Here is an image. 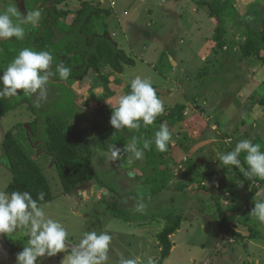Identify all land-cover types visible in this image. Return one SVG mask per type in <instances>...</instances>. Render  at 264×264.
<instances>
[{"label":"rangeland","instance_id":"374dc122","mask_svg":"<svg viewBox=\"0 0 264 264\" xmlns=\"http://www.w3.org/2000/svg\"><path fill=\"white\" fill-rule=\"evenodd\" d=\"M201 1L62 0L58 4L70 12V21L64 19L59 34L82 4L90 2L105 10L94 18V30L101 35L109 32L137 62L135 67L126 66L123 73L104 64L82 78H67L81 105L88 109L117 105L127 94L131 79L139 76L150 79L161 93L164 110L176 104L186 106L184 121L163 123L172 134L164 161L172 177L160 194L143 197L152 189L148 183L152 169L146 167L145 154L140 159L121 152L113 157L117 149L111 145L108 152L94 154L98 180L90 189L77 196L65 195L52 155L30 131L36 116L28 105L0 119V190L6 191L14 178L4 148L11 132L43 169L54 198L42 207L64 224L68 241L78 243L85 231L107 232L112 237L107 264H119L121 256L137 259L138 264H159L162 247L157 235L171 212L182 214L185 220L171 237L174 249L163 264H264V224L250 215L254 202L264 199V179L253 178L246 185L240 176H229L233 185L221 196L222 175L196 179L187 171L190 161L205 171L240 140L264 138V64L244 57L240 47L246 34L262 29L264 0H229L238 11L224 18L221 41L214 38L217 20ZM9 5L16 6L22 16L40 10L37 25H23L22 40H33L34 29L46 18L47 6L36 0H0V11ZM179 184H184L182 190ZM117 194L129 220L115 217L107 209V202L114 201ZM217 202L233 233L223 224ZM141 204L143 210L137 211ZM6 236L10 245L0 234V264H16L17 246V252L22 251L27 236L23 230ZM70 253L66 247L54 256L38 258V264H62Z\"/></svg>","mask_w":264,"mask_h":264},{"label":"trees","instance_id":"16d2710c","mask_svg":"<svg viewBox=\"0 0 264 264\" xmlns=\"http://www.w3.org/2000/svg\"><path fill=\"white\" fill-rule=\"evenodd\" d=\"M36 1L47 6L46 18L41 26L34 29L33 40H18L15 37L0 40V76L3 75V69L8 67L23 48L50 52L53 60L50 62L49 71L52 75L48 77V82L45 85L44 98H40L39 92L26 95L23 93V89H18L17 96L0 99V119L11 111L25 104L28 105L29 110L36 116L30 123V131L33 132L36 140L43 142L45 151L52 155L65 195L77 196L81 190H89L93 182L98 180L93 161L95 153L108 152L113 145L124 156L133 155L127 150L133 142H135V147L141 149L145 154L146 167L152 169V174L148 179L152 189L149 194L143 195V197L160 194L162 190L168 188L172 174L164 162L168 149L166 152L155 150L154 136L156 129L159 130L156 125L163 123L176 125L184 121L186 106L176 104L174 107L164 110V113L158 115L153 124L147 127L142 125L138 130L128 128L115 130L109 123L112 114L111 107L99 104L88 109L81 105L78 101L79 95L66 83L65 79L58 75L57 65L63 64L69 68L68 78L75 79L84 77L91 69L99 70L104 64H108L116 72L123 73L126 66L135 67L136 60L117 45L109 32L101 35L94 30V18L105 10L90 2H84L81 8L76 11L74 18H71V23L65 27V31L59 34L61 28H64V19L70 21V12L58 7L62 0ZM201 4L209 6L212 17L217 20L218 25L214 38L221 41L222 33L225 31L224 18L234 16L238 11L236 6L229 0L223 3L218 0H203ZM262 11L263 16L260 20L262 29L246 34V39L240 47L244 57L256 58L264 64V55L262 54L264 52V5ZM130 90L129 84L127 94ZM0 91H3L2 87H0ZM156 94L160 99L161 93L157 90ZM262 99L264 100V96ZM144 140L153 141L150 149H143ZM252 143L260 144L261 151H264L262 136L253 139ZM4 148L14 175L6 191L8 193L28 191L34 199L37 198L38 193L43 192L44 199L38 200L40 206L52 201L54 195L43 169L27 155L25 149L16 141L11 132L5 138ZM245 155L242 152L239 158L242 165L247 167L244 162ZM187 171L196 179L222 175L225 183L221 196H226L233 185L229 176L238 175L246 185L250 184V180L244 178L235 166L223 168L219 166V161L205 171L190 161ZM178 187L182 190L184 184H179ZM118 197L119 194L114 196V201L107 202V209L115 217L129 220L128 212L120 206ZM217 205L223 224L229 232L233 233L234 230L227 226L229 223H227L222 204L217 202ZM166 219V225L157 235L162 247L159 264H163L172 253L174 243L171 237L181 229L185 217L180 213L171 212L166 216ZM6 235L2 234L4 242L10 245ZM17 250L18 246L15 253H18Z\"/></svg>","mask_w":264,"mask_h":264},{"label":"clouds","instance_id":"9594fccd","mask_svg":"<svg viewBox=\"0 0 264 264\" xmlns=\"http://www.w3.org/2000/svg\"><path fill=\"white\" fill-rule=\"evenodd\" d=\"M41 16L39 9L21 15L17 7L9 5L0 11V40H8L12 37L22 40L25 35L23 25H37ZM53 57L47 51H34L31 48H23L12 60L3 75L0 76V99L17 96L18 89H23L26 95L39 92L40 98L45 96V85L48 77L52 75L49 71L50 62ZM43 70V72H42ZM58 75L67 79L70 69L57 65ZM130 92L122 95L117 105H112V114L109 123L115 130L140 129L143 125H152L158 115L164 113L162 101L157 96V90L148 78L134 77L130 81ZM172 134L168 127L161 124L155 132L154 144L158 152H166ZM153 141L144 140L143 149H150ZM128 151L132 152L134 158L140 159L143 151L135 147V142ZM245 153L242 165L239 158ZM119 149L112 152L116 157ZM219 166L223 168L233 167L240 171L244 178L264 179V151L261 145L252 143L249 139L240 140L234 149L220 154ZM44 199V193L37 194L34 199L28 191L0 190V234H12L17 230H23L27 236V243L22 251L16 254V264H38V258L51 257L59 252L65 251L68 245V230L64 224L53 219L38 204V200ZM144 205L138 206L137 211H142ZM251 217L256 218L264 224V199L254 202L250 211ZM112 237L107 232L85 231L81 233L78 243L70 245L71 253L66 255L62 264H107L109 259L108 250ZM119 264H138L137 259H125L121 256Z\"/></svg>","mask_w":264,"mask_h":264},{"label":"water","instance_id":"95a60500","mask_svg":"<svg viewBox=\"0 0 264 264\" xmlns=\"http://www.w3.org/2000/svg\"><path fill=\"white\" fill-rule=\"evenodd\" d=\"M67 243H68V245H69V246H67V247H69V248L71 249L70 245H72V244H74V243H71V242H69V241H68Z\"/></svg>","mask_w":264,"mask_h":264},{"label":"flooded vegetation","instance_id":"af4514ba","mask_svg":"<svg viewBox=\"0 0 264 264\" xmlns=\"http://www.w3.org/2000/svg\"><path fill=\"white\" fill-rule=\"evenodd\" d=\"M2 235V234H1ZM3 237V236H2Z\"/></svg>","mask_w":264,"mask_h":264}]
</instances>
